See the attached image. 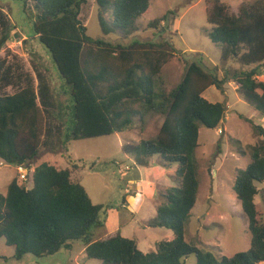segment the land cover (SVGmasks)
<instances>
[{
	"label": "trees",
	"instance_id": "trees-1",
	"mask_svg": "<svg viewBox=\"0 0 264 264\" xmlns=\"http://www.w3.org/2000/svg\"><path fill=\"white\" fill-rule=\"evenodd\" d=\"M21 1L25 12L30 2L37 10L32 31L64 79L68 112L54 103L52 89L40 73H36L37 90L28 86L12 95H0V160L30 170L42 147L53 149L61 138L67 143L131 133L137 118L143 123L146 114L155 113L164 116L157 136L130 141L123 146V153L144 167L155 156L165 167L177 164V186L163 195L165 201L150 223L172 230L175 238L144 254L135 241L120 232L107 239L96 235L106 224L102 218L106 207L95 205L85 188L73 181L77 164L72 170L39 164L33 172L32 188L14 179L6 196H0V239L14 248V258L54 256L81 242L87 259L101 264H188L190 256L196 257L195 264L264 263V224L255 203L258 184L264 182V141L254 148L250 164L239 171L233 186L248 220L250 251L232 257L218 255L188 243L185 234L200 185L196 160L200 127L221 128L227 113L224 103H211L203 94L213 86L222 90L235 82L242 99L264 119V81L259 80L264 77V0L243 2L238 14L230 13L220 0H206L211 27L206 33L221 47L222 61L234 59L251 69L227 71L220 77L192 62L171 92L159 82L163 67L175 53L166 50L168 42L122 45L91 38L79 18L86 0ZM96 3L102 33L127 38L138 31L137 21L151 5L150 0ZM167 17L153 20L149 28L158 31ZM0 27L9 30L1 12ZM7 40L8 35L3 36L2 46ZM48 119L63 121V128ZM254 128L264 136L262 126Z\"/></svg>",
	"mask_w": 264,
	"mask_h": 264
},
{
	"label": "rangeland",
	"instance_id": "rangeland-1",
	"mask_svg": "<svg viewBox=\"0 0 264 264\" xmlns=\"http://www.w3.org/2000/svg\"><path fill=\"white\" fill-rule=\"evenodd\" d=\"M220 1L234 14H238L243 2H249ZM150 4L149 11L137 21L138 31L128 38L122 35L106 36L102 33L96 0H86L79 18L87 27V34L93 39L122 45H128L132 41L168 42L170 47L166 50L175 53L170 56L160 75L159 82L166 92H171L180 84L187 64L192 62L220 77L227 71L251 69L234 59L222 61L221 47L212 43L206 33L211 28L207 24L209 5L206 0H150ZM0 12L9 27L8 31H3L0 27V95H12L28 86L37 90L39 83L36 73H40L52 89L54 103L65 106L62 111L67 113L69 97L65 94L67 88L64 87V79L48 51L34 37L32 31L37 14L33 3L28 4L25 12L21 0H0ZM165 15L168 17L161 22L158 29L160 33L149 28L153 20ZM164 26L165 32L162 31ZM6 35L8 40L2 46L1 41ZM259 80L264 81V77ZM237 88L238 85L231 82L222 90L213 86L203 94L211 103H224L227 113L221 128L200 127L199 147L196 150L200 185L197 203L191 211L185 233L188 243L227 257L251 249L248 220L233 186L239 171L245 170L250 164L254 148L264 141V136L259 135L254 128H264V119L242 99ZM48 120L52 124L55 122L60 129L64 126L63 121ZM163 121V115L148 113L144 116L143 123H140L139 118L136 119L131 133L70 140L67 143L61 138L53 149L42 147L27 181L21 180L19 168L0 160V196H6L14 179L21 186L32 188L33 172L39 164L49 163L58 169L71 170L77 164L78 169H73L71 176L73 181L85 188L95 205L106 207L102 213L106 224L104 228L96 231V235L107 239L120 232L122 237L135 241L144 254L156 251L158 243L169 242L175 238L172 230L152 227L150 223L157 215V208L165 201L163 195L169 189L165 179L171 187L177 186V164L165 167L160 162V157L155 156L150 161L145 178L141 170L147 166L137 165L132 155L123 153V146L130 141L155 138ZM46 122L47 119L44 118L43 126ZM129 177L136 182L128 183ZM153 177L158 180L156 185ZM258 190L255 203L260 223L264 224V182L258 184ZM125 198L129 206L123 207ZM83 248L81 242H76L71 251L62 250L54 256L43 258L26 255L23 259L16 260L14 248L8 246L2 238L0 264H82ZM187 262L195 264L196 257L190 256ZM85 263L100 264L88 259Z\"/></svg>",
	"mask_w": 264,
	"mask_h": 264
},
{
	"label": "crops",
	"instance_id": "crops-1",
	"mask_svg": "<svg viewBox=\"0 0 264 264\" xmlns=\"http://www.w3.org/2000/svg\"><path fill=\"white\" fill-rule=\"evenodd\" d=\"M135 166H137V165H135ZM150 167L148 166L147 168H144L143 169V171L141 170V173H142V175L145 177V173H146V171L149 169ZM129 171V170H128ZM157 171H160L159 169H157ZM131 177H129V179H128V183H135L136 182V180H132V179H130ZM146 178V177H145ZM153 179V181H154V185H156V182L158 181L157 179H156V177L154 178H152ZM158 179H160V177L158 178ZM165 179V178H164ZM147 180H150V179H147ZM143 182V181H142ZM165 183H166V185H167V187H171L170 185H169V183H168V180H166L165 179ZM158 185V184H157ZM126 194H127V189H126ZM128 195V194H127ZM125 206H129V202H128V200L125 198V199H123V207H125ZM101 238H102V235L100 236ZM81 253L83 254L82 256H83V259H84V262L82 263V264H87V263H85V260L87 259V257H86V253H85V248H83L82 249V251H81ZM90 261V260H89ZM101 264V263H100Z\"/></svg>",
	"mask_w": 264,
	"mask_h": 264
},
{
	"label": "built area",
	"instance_id": "built-area-1",
	"mask_svg": "<svg viewBox=\"0 0 264 264\" xmlns=\"http://www.w3.org/2000/svg\"><path fill=\"white\" fill-rule=\"evenodd\" d=\"M21 172V180L27 181L29 179V175L31 174V171L25 168H19Z\"/></svg>",
	"mask_w": 264,
	"mask_h": 264
}]
</instances>
